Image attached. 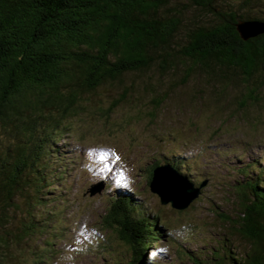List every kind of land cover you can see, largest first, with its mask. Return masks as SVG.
Here are the masks:
<instances>
[{
    "label": "trees",
    "instance_id": "1",
    "mask_svg": "<svg viewBox=\"0 0 264 264\" xmlns=\"http://www.w3.org/2000/svg\"><path fill=\"white\" fill-rule=\"evenodd\" d=\"M186 13L196 16L188 20ZM252 19L264 21V0H0V127L8 126L10 135L0 147V264H15L25 249L36 256L30 242L48 231L37 210L44 208L49 184L44 170L51 142L79 113L83 95L153 63L172 73L180 61L181 83L193 70L220 75L223 84L211 89L207 102L215 104L218 89L229 88L231 70L244 81L238 110L264 106L256 94L264 86V33L242 40L235 29L236 22ZM158 164L149 165L147 183ZM168 164L177 172L183 165ZM260 177L238 185L239 212L230 220L247 248L224 254L226 263L216 257L196 264H264ZM110 203L101 222L127 244L126 264H144L145 250L160 232L158 216L126 195Z\"/></svg>",
    "mask_w": 264,
    "mask_h": 264
},
{
    "label": "rangeland",
    "instance_id": "2",
    "mask_svg": "<svg viewBox=\"0 0 264 264\" xmlns=\"http://www.w3.org/2000/svg\"><path fill=\"white\" fill-rule=\"evenodd\" d=\"M192 16L186 13L188 20ZM175 63L172 73L153 63L83 95L79 113L51 142L44 170L49 184L44 208L37 210L48 231L30 242L36 256L25 249L15 264H33V258L34 264H126L127 244L101 222L122 195L161 223L144 264L212 263L216 257L226 263L224 254L247 248L230 220L239 212L238 185L257 173L264 183V106L238 110L244 81L231 70L230 89H218L216 103L207 102L211 89L223 84L220 75L193 70L181 83L185 66ZM256 94L264 99V86ZM9 136L8 126L0 127V147ZM154 161H180L179 174L194 186L204 182L185 208L160 204L149 191L146 173ZM101 181L100 191L88 195L86 188Z\"/></svg>",
    "mask_w": 264,
    "mask_h": 264
},
{
    "label": "water",
    "instance_id": "3",
    "mask_svg": "<svg viewBox=\"0 0 264 264\" xmlns=\"http://www.w3.org/2000/svg\"><path fill=\"white\" fill-rule=\"evenodd\" d=\"M235 29L238 36L245 40L264 33V21L262 20H240L236 22ZM204 182L194 186L187 178L179 174L170 164L160 163L151 170L148 182L150 192L158 196L160 204L168 203L172 208H185L200 192ZM102 188V181L91 184L86 188L88 195L98 193Z\"/></svg>",
    "mask_w": 264,
    "mask_h": 264
}]
</instances>
